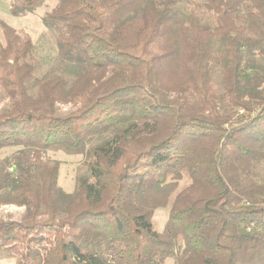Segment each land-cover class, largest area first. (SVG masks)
Instances as JSON below:
<instances>
[{
    "label": "trees",
    "instance_id": "obj_1",
    "mask_svg": "<svg viewBox=\"0 0 264 264\" xmlns=\"http://www.w3.org/2000/svg\"><path fill=\"white\" fill-rule=\"evenodd\" d=\"M184 1L57 0L41 21L66 69L40 76L0 20V149L21 147L0 160V203L26 210L0 218V258L264 264V0ZM57 150L83 156L71 194Z\"/></svg>",
    "mask_w": 264,
    "mask_h": 264
},
{
    "label": "rangeland",
    "instance_id": "obj_2",
    "mask_svg": "<svg viewBox=\"0 0 264 264\" xmlns=\"http://www.w3.org/2000/svg\"><path fill=\"white\" fill-rule=\"evenodd\" d=\"M14 0H0V20L15 28L19 35L28 36L34 44L33 62L36 65L35 75L40 76L49 71L64 72L66 66L59 62L55 44V33L45 27L41 17L51 11L57 0H48L34 13L23 16L12 15L10 8ZM191 2V3H188ZM194 3L201 0H185L182 5L186 8L195 7ZM3 35L0 29V43H3ZM2 103H0V106ZM70 104L61 105L60 109L65 112L70 109ZM21 147H4L0 149V160L11 157ZM45 159L56 161L59 164L57 174V187L62 194H71L76 186L77 176L84 171L83 156L81 154H68L63 151H47ZM11 169V168H10ZM185 180L181 186L185 185ZM180 186V187H181ZM25 207L15 203H0V218L21 220L25 216ZM169 205L155 210L153 215L154 227L161 231L167 221ZM0 264H15L13 259L0 258ZM164 264H175L173 259H167Z\"/></svg>",
    "mask_w": 264,
    "mask_h": 264
}]
</instances>
